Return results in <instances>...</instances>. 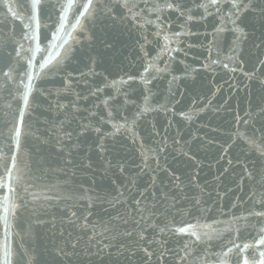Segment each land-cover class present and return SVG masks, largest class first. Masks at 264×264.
I'll return each mask as SVG.
<instances>
[{"label": "water", "instance_id": "95a60500", "mask_svg": "<svg viewBox=\"0 0 264 264\" xmlns=\"http://www.w3.org/2000/svg\"><path fill=\"white\" fill-rule=\"evenodd\" d=\"M5 2L0 0V152L5 155L16 150L12 114L24 107L18 73L34 79L19 138L20 171L13 172L24 179L12 185L18 208L8 214L7 225L0 219V259L7 244L12 264H28V257L32 264H193L192 256L181 260L187 244L201 264H220V254L233 243L255 242L264 217L249 213L264 212L256 203L264 199V156L247 138L264 140V21L241 14L238 25L226 18L221 25L214 9L205 15L198 7L206 0H176L183 16L149 11L165 0H130L141 19L114 8L95 20L82 18L73 29L74 8L67 21L71 38L61 32L62 38L53 40L58 5L66 0H42L35 21L23 8L31 0H7L11 12ZM94 2L113 6L117 0ZM157 15L164 28L160 36L156 25L144 23ZM221 26L224 31L216 34ZM236 26L246 34L235 32ZM165 44L178 49L155 61L167 71L150 68L143 73L149 83L143 84L140 74ZM66 49L62 62L40 68ZM9 70L11 80L3 76ZM128 76L136 79L112 84ZM144 107L151 110L141 112ZM0 177L10 183L3 168ZM6 192L0 189V215ZM144 208L148 219L141 220L138 209ZM187 224L200 226L194 228L200 241L174 231ZM141 229L143 241L137 235ZM125 232L134 235L127 238ZM106 244L112 247L98 253ZM121 244L129 251L116 255ZM60 248L68 255L57 254ZM228 264H236L235 250Z\"/></svg>", "mask_w": 264, "mask_h": 264}, {"label": "snow or ice", "instance_id": "6c2138e0", "mask_svg": "<svg viewBox=\"0 0 264 264\" xmlns=\"http://www.w3.org/2000/svg\"><path fill=\"white\" fill-rule=\"evenodd\" d=\"M221 5L224 7L228 8L227 12L222 13V8ZM5 7L8 9V11H12V6L11 4L7 3V0L5 2ZM60 11H59V25L56 29L55 32L52 33V38L53 40L56 39H61L62 37L59 35L61 32H63L67 37L71 38L72 33L71 31H68L67 29V21H68V13L72 11L74 8L78 11V15L75 16V22L72 23L71 27L73 29L77 28L81 24L82 18H91L95 20L98 16L104 15L105 13L107 14H112L114 12V8H126L129 12V14L132 16L134 19H141L140 15L134 11L136 8V5L134 3L130 4V0H117L115 5L109 6L107 3H104L103 5L98 2H94V0H82L81 3H77V0H66L65 3L58 5ZM199 8L204 9V14L205 15H212V9L215 10V13L218 15H221V25L224 24L225 18L227 21L233 25H238V21L241 18V14H248L254 17H259L260 20L264 21V3H256L254 0H206L205 3H201L198 5ZM23 8L25 11L29 12V20L35 21L37 20L38 16L40 15L41 11L43 10V3L42 0H31V3L25 2L23 4ZM170 10V11H178L180 12V15L183 16L185 13L181 10L182 6L179 5L176 0H165V3L162 5H156L154 7H150L149 11L150 12H160L162 10ZM222 13V14H221ZM13 15H16V18L19 19V16L16 13H13ZM233 17H236V19H233ZM112 19L115 20L116 16L112 15ZM188 21L193 20L192 15L187 16ZM161 18L159 15L156 16L155 20H145L144 23H151L156 25L157 32L156 35L160 36L161 33L164 31L163 25L160 22ZM140 27H143V25H139ZM30 24H25V28H29ZM224 31L223 26L218 27L214 30L216 34L219 32ZM235 32L239 33L241 36L245 35V28L244 27H239L236 26L234 29ZM176 37L180 36V33H175L174 34ZM34 38V37H33ZM169 35L165 34L163 36V40L167 42L169 40ZM239 36L237 39L239 40ZM145 41L147 42V39L145 38ZM65 43L67 41L65 40ZM262 44H264V41H261ZM64 45L61 44L59 47H63ZM260 45H257L259 47ZM7 47V45H5ZM141 50H143V45H141ZM178 49H169L167 47V44H165L161 52L157 54V56L152 57L148 65L143 69V72L140 74V81L147 85L149 83L148 80L144 78V74L149 71L150 68H154L157 73H160L162 71H167V67L161 69L156 67L155 61L160 58L165 52H167L169 55H171L172 51H177ZM69 50L66 49L64 52V55H61L59 51L56 53V57H59L57 60L56 57H49L44 60V62L40 63V68L44 69L48 64H50L53 60H56L57 63L62 62V60L68 55ZM16 55L20 56V51H16ZM147 55V53H145ZM3 59H9V58H3ZM229 59H232V57H229ZM29 65L31 66V58L28 60ZM212 63H220L219 60H213ZM261 64H264V61H261ZM7 66V65H6ZM207 67V65H205ZM224 68H229L228 64L223 65ZM18 75L21 77L20 80V85L23 87V91H21L20 87L18 86L17 88V93L20 96V98L24 102V107H20L18 109V112H14L13 115V127L10 129V132L14 133L13 136V141L15 142L16 150H12L11 148L8 149V153L10 155H5L3 152H0V168H3L6 173V178L10 183H3L2 177H0V189H7L6 194L3 196V204H2V215H0V219L4 220L5 224L7 225L8 222V214L10 212H15V210L18 208V205L15 203V193L17 189L13 187V183L19 184L22 179H24L23 174L19 176H13L14 171H20L19 169V161H18V150L20 147L19 144V138L21 135V126L23 122V117L25 115V108L29 104V94L32 90V85H33V75L29 72H24V73H18ZM71 75V74H69ZM249 77V79L253 78V74L245 73ZM3 76L7 78V80L12 79L11 75V70L9 71H4ZM27 77V83L24 82L23 77ZM136 79L133 76H128L127 79H121L120 81H113V85H118V84H127L130 81H133ZM174 79H179V77H174ZM69 84L71 81L68 82ZM261 84H264V80L260 81ZM98 89L97 91H99ZM95 93H93L94 95ZM148 97H145V101L147 102ZM127 102V101H126ZM105 105H107L108 101H104ZM61 107H64L61 105ZM151 109L144 107L141 108V112H148ZM111 115V113H109ZM183 115V113L181 114ZM139 118V113L137 114L136 118H134L131 123L134 125L136 123V119ZM190 119V117H189ZM239 119V118H238ZM247 123V121H245ZM119 127H125L124 124H121ZM87 128V126H85ZM97 132L100 131L99 128L95 129ZM67 135H71L70 133ZM135 135V133H133ZM243 135V134H239ZM247 143L253 147L261 156H264V140H259L255 136L247 138ZM101 151H103V146L102 144L100 145ZM187 155V153H185ZM121 171H123V168H121ZM248 176L252 179H255L253 174L251 172L247 173ZM177 181H179V178H176ZM25 192H28V188L24 189ZM12 196V199L10 201V195ZM35 199V197H34ZM46 199H50V197H46ZM137 205L140 204V201L136 202ZM200 200L197 198L196 199V204H199ZM256 203L260 204L261 206H264V199L256 201ZM138 211H141V220H146L148 217H145L143 215V212L149 211L147 208L144 209H138ZM75 215V213H73ZM249 216H256V217H264V212H250ZM126 223V222H125ZM139 224V221H137ZM200 227L199 225H192V224H187L183 227H178L175 228L174 231L179 234H184V233H189L192 237L195 238L196 241L201 240V235L197 233V231L194 230V228ZM203 227H209L208 225H204ZM159 231L161 233L166 231V228H160ZM259 236L257 239H255V242L250 244V243H244L242 246L239 244H232V247H229L226 249V251H223L220 254V264H228V258L231 253L235 250V259H236V264H264V227L259 229ZM134 234L132 232H125L123 233V236L127 238H131ZM138 239L140 241H143L145 239V236L143 235V229H141L140 233L137 234ZM205 236H207V233H204ZM151 243V242H150ZM112 245L106 244L103 246V248L98 249V253L102 252L104 249L111 248ZM73 248H76V245H73ZM186 252V256L181 257V260H187L188 256L194 257L193 264H201V259L193 252H191L189 245H185L184 249ZM129 249L125 245L121 244L116 255H121L124 252H128ZM145 251L146 255L148 256L149 259H151L153 253L149 252L146 248L143 249ZM245 253H250L249 255H245ZM59 255H68V253L64 252L62 248L58 249ZM27 255V253H25ZM12 256V251L9 248L7 244L4 245L3 247V258L0 259V264H12L10 257ZM28 264H32V258L28 257Z\"/></svg>", "mask_w": 264, "mask_h": 264}]
</instances>
